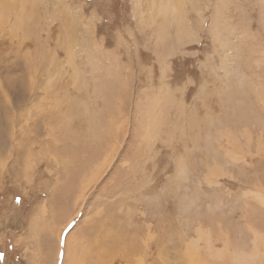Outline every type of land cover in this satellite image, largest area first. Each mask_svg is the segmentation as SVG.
<instances>
[{
  "label": "rangeland",
  "instance_id": "1",
  "mask_svg": "<svg viewBox=\"0 0 264 264\" xmlns=\"http://www.w3.org/2000/svg\"><path fill=\"white\" fill-rule=\"evenodd\" d=\"M38 1L0 22V264H264V0Z\"/></svg>",
  "mask_w": 264,
  "mask_h": 264
},
{
  "label": "bare ground",
  "instance_id": "2",
  "mask_svg": "<svg viewBox=\"0 0 264 264\" xmlns=\"http://www.w3.org/2000/svg\"><path fill=\"white\" fill-rule=\"evenodd\" d=\"M38 0H35V4L37 5V4H39L38 2H37ZM32 2V1H31ZM37 2V3H36ZM159 4H161V5H164L163 4V2H162V0H159ZM167 3H169V5L171 4L170 2H171V0H168V1H166ZM26 3H27V0H21L18 4H16V8H17V10L15 9V7L12 5V4H10L8 1H6V0H4L3 1V4H2V0H0V19H3V20H0V22L1 21H3L2 23H4V22H6V20H7V18H8V16L9 15H15L16 16V21L13 23V25H12V28H14V29H16V30H19V29H21L20 28V25L22 24V22H23V20H24V18H25V15H26V11H27V9L31 6V3H29V6H26ZM34 4V5H35ZM36 5H35V7H36ZM169 5H167L168 6V9H170V7H169ZM167 6H164V8L166 7L167 8ZM159 7H160V5H159ZM154 8V7H153ZM37 9V8H36ZM163 11H165V10H163ZM167 12V11H166ZM165 12V13H166ZM31 14H32V12H31ZM44 14V13H43ZM170 14V13H169ZM37 17H38V15H37ZM30 18V17H29ZM33 21V20H32ZM35 22H37L36 20H35ZM5 24V23H4ZM33 24V23H32ZM28 26H29V24H28ZM65 26V25H64ZM66 27V26H65ZM11 28V27H10ZM13 29V30H14ZM29 29V28H28ZM73 28H70V31L72 30ZM23 30V29H22ZM22 30H21V32H22ZM9 31V30H8ZM11 32V31H10ZM68 33V32H67ZM23 34V33H22ZM74 44V43H73ZM4 58V57H3ZM2 61V60H1ZM66 112H67V110H66ZM69 113V112H68ZM166 221V220H165ZM151 233V232H150ZM207 234H208V232H207ZM202 235V233L199 231V235L197 236V238L199 237V236H201ZM196 238V240L194 239V241H191L190 243H189V246L187 245V251H185L190 257H195L197 254V251H199L198 250V247L199 246H197L198 245V242H199V238L197 239ZM209 238V237H208ZM208 245V244H207ZM223 245V244H222ZM208 248V247H207ZM208 252H209V254L207 255V256H209L210 258H212V259H215V257H217V256H219L220 254H219V252L218 251H215V252H210L211 251V249H209L208 248ZM129 254V253H128ZM242 254V253H241ZM257 257V256H256ZM101 259V258H100ZM142 260V259H141ZM254 261H255V256L254 255H251V256H247V255H241L240 257H237L236 259H233L232 260V263L231 264H254Z\"/></svg>",
  "mask_w": 264,
  "mask_h": 264
},
{
  "label": "snow or ice",
  "instance_id": "3",
  "mask_svg": "<svg viewBox=\"0 0 264 264\" xmlns=\"http://www.w3.org/2000/svg\"><path fill=\"white\" fill-rule=\"evenodd\" d=\"M97 3H98V6H102L103 5V0H97ZM17 202H19V197H17ZM68 228H72V224H69ZM62 243H63V241H62ZM4 259H5L4 253L0 252V261H3ZM13 264H15V262H13Z\"/></svg>",
  "mask_w": 264,
  "mask_h": 264
}]
</instances>
